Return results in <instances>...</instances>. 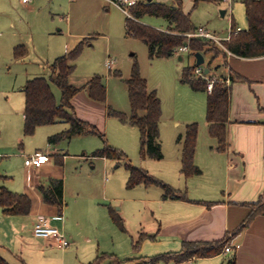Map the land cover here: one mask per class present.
<instances>
[{
  "label": "rangeland",
  "instance_id": "1",
  "mask_svg": "<svg viewBox=\"0 0 264 264\" xmlns=\"http://www.w3.org/2000/svg\"><path fill=\"white\" fill-rule=\"evenodd\" d=\"M193 2L194 0H181V5L183 12L189 14L195 26H203L218 37L227 35L230 18L233 19L235 26L243 30L247 28L243 0H232L230 4L223 0H200L196 6ZM43 5L40 10L32 12L19 8L15 10L16 16L18 15L17 17L21 19L20 22H16L19 31L17 38L25 41V49L28 51L24 60L5 61L6 52H3L4 46L0 39V174L8 176L6 181L0 179V183L11 190L20 189L21 184L29 176L28 169L25 170L24 159L36 148L48 149L50 153L55 150L60 154H65L64 164L61 166L63 168L64 202L70 224H66L64 231L71 230L81 246H84L87 240H99L101 250L110 251L119 257H126L132 253L131 241L137 237L135 229L138 222L146 221L150 217L144 216L145 218L142 219L133 203L132 207L128 208L131 205L130 201L123 208L125 213H121L119 209L120 198L127 194L129 196L128 192H130L125 185L128 172L123 162L91 157L92 151L104 145L103 140L95 134L74 136L70 141L61 140L47 147V134L43 133V130L49 128L53 131L49 135H52L63 130L66 127L64 123L43 126L32 135L23 133L21 116L23 97L20 88L27 77L39 73L46 78L49 76L48 69L36 64L34 55L39 54L43 49L46 50L47 45L51 48L57 47L58 39H68L63 22L60 21V14H50L48 6L43 7ZM222 10L225 11L223 15ZM43 14H49L46 20L41 18L40 15ZM90 17V21L85 25L82 24L80 30L91 33L92 37L86 40H89L92 46H83L69 81L75 86H81L94 74L102 77L106 90L105 102L93 101L96 107L89 112V119L103 133L104 141L109 146L122 151L134 166L144 168L157 176L154 174L157 168L154 167L165 163L174 155V141L179 132L183 134L184 123L189 121L199 123L200 118L204 120L206 93L193 91L188 84L180 81L182 68L192 65L193 59L187 54H182L181 60L174 54L173 57L150 59L147 45L142 40L128 35L126 29L124 30L126 16L118 8H111L108 15H103L93 8ZM142 22L157 29L167 27V22L160 17L145 16ZM76 23L74 19L73 27ZM60 27L62 33L55 35ZM96 32L98 34L93 35ZM28 33L30 34L26 37ZM31 42L35 43V49L30 48L29 43ZM109 60L112 63L111 68L106 65ZM220 60L221 58L218 57L214 64ZM206 61L202 67H205ZM135 64L141 76L146 80L148 89L155 90L161 102L159 132L164 156L160 162L148 157L141 158L137 127L129 123H121L116 117L106 113V107H110L129 114L130 105L124 81L129 78ZM114 72H118L120 76L114 75ZM51 90L58 102L59 89L51 84ZM82 91L85 92V90ZM177 122L178 125H176ZM91 204H94L96 208L90 209ZM109 206L123 219L125 231L119 229L111 220L107 210ZM11 218L18 220L15 218L19 217ZM11 220L13 219L4 217L0 209V253H4L11 263L16 264L20 263L17 255L21 251L30 259H36L37 250L32 249L29 253V247L24 244L28 240L31 242L33 238H30L27 232L20 231L16 222L11 223ZM52 223L59 228L62 225L60 221H55V223L52 221ZM23 235L27 240L23 239ZM152 244L147 242L146 245L141 244L140 252L144 253L143 248L149 252L150 248L147 246ZM69 256L67 264H79L73 253ZM120 264H131V262L123 260Z\"/></svg>",
  "mask_w": 264,
  "mask_h": 264
},
{
  "label": "crops",
  "instance_id": "2",
  "mask_svg": "<svg viewBox=\"0 0 264 264\" xmlns=\"http://www.w3.org/2000/svg\"><path fill=\"white\" fill-rule=\"evenodd\" d=\"M166 3L175 2L168 0ZM42 4H44L43 7L48 6L50 14H60V21L63 22L68 36V39L65 40L58 39L57 47L51 48L50 45H47L46 50L43 49L39 54L34 55V60L37 61L36 64L46 69L55 58L72 49L79 41L85 40L87 42L85 45L92 46V43L86 40L92 35L88 31L80 30L82 24L85 25L90 21L93 8L103 15H108L110 9L114 7L103 0H30L28 2L0 0V39L4 46L3 52H6L5 61H22L28 52L25 49V41L17 38L19 31L16 22H20L21 19L17 17L18 15L16 16L15 10L19 8L26 12H32L40 10ZM52 8H54L53 11ZM40 16L46 20L49 14ZM74 19L77 21L75 27L72 25ZM46 31L49 30L46 29ZM48 33L51 34V32ZM61 33L62 28L60 27L55 35ZM29 34L25 36L28 37ZM95 34H98V32L93 35ZM29 44L31 49H35V43L31 42ZM39 45L43 46V44ZM16 47L24 50L19 57H14L13 54ZM182 54H187V51H176L174 56L181 60ZM226 61L227 66L221 68L222 70L219 69L225 72L227 76L231 75L232 77L228 81L230 85V107L226 124V150L218 151L216 149V142L208 133L205 113L204 120L200 118L199 123L196 121L184 123V128L187 123L196 122L198 124L193 160L194 164L200 169V173L189 177H184L181 174L180 144L174 141V155L170 159L168 158L165 163L156 165L154 168L157 169H155L156 173L154 174L157 176H153L177 189L181 194L183 193V197L165 198L163 190L156 185L138 184L128 188L130 190L128 192L129 196L127 194L120 198L119 209L121 213H125L123 208L130 201L131 205L128 208H131L133 203L136 205L137 213L141 215L142 219L145 218L144 216L150 217L146 221H139L135 229L137 237L140 233H144L149 237L140 243L137 250L132 248L130 255L126 257L118 256L119 258L128 260L140 257L149 258L157 254L176 253L181 250L184 242L212 243L225 238L226 244L230 247L229 252H224L222 249L219 253L209 257H192L180 263L160 262L159 264H264V207L262 206L260 210L257 209L256 211V206H254L259 200L261 203L264 202V56L258 58L228 56ZM38 76L43 75L39 73L27 77L25 82ZM24 84L20 88L23 97L21 105L22 121L24 109L22 88ZM93 103V100L82 90L71 99L76 115L80 119L95 125L88 116L89 112L96 107ZM178 124L177 122L176 125ZM41 127L43 126L36 128L35 131ZM52 132L49 128L43 130L47 137ZM51 146L47 143V147ZM37 151H47L50 154L49 160L39 168L25 166V170L28 169L29 176L21 184L20 189H13V191L0 183L10 191L24 193L31 201V208L27 215L7 216L1 212L8 219L14 220L11 217H19L15 218L18 220H11V223L16 222L20 231L27 232L29 237L33 238V240H30L32 244L29 240L24 244L29 247V253L32 252V249L37 250V258L30 259L21 251L17 255L19 264H67L70 259L68 257L72 253L76 256L77 263L87 264L100 253L114 254L110 251L101 250L99 240H87V243L81 246L71 230L64 231L66 224H70L64 202V183V205L61 213L54 205L43 200L38 186L47 185L48 180L51 178L62 179L63 181V168L61 165L64 164L65 154H60L55 150L50 153L48 149L43 148H36L32 153ZM102 159L105 160V158ZM162 159L157 161L160 162ZM2 176H4L2 177L3 181L8 179L6 174ZM127 178L125 179V185ZM92 200L95 203V199ZM93 205H90V209L96 208ZM107 210L110 216V211L114 209L109 206ZM254 212L255 214H253ZM116 213L119 215L118 212ZM249 215H251L249 221L240 228ZM39 216H44L54 223L55 221L61 222L62 225L59 228L52 221H49L61 232L64 231L63 233L69 241V246L66 247L69 248L68 250L58 248L51 239H43L33 235V225ZM23 239H25V235H23ZM135 240H132L131 243L133 244ZM146 242L153 244L147 246L150 248L149 252L143 248L144 253H142L139 248L141 244L146 245ZM59 250H61L60 253H58ZM0 256L9 264H16L11 263L4 253H0ZM129 262L133 264V261L129 260Z\"/></svg>",
  "mask_w": 264,
  "mask_h": 264
},
{
  "label": "trees",
  "instance_id": "3",
  "mask_svg": "<svg viewBox=\"0 0 264 264\" xmlns=\"http://www.w3.org/2000/svg\"><path fill=\"white\" fill-rule=\"evenodd\" d=\"M175 3L138 0L128 8L129 16L125 18V29L128 35L142 40L148 47L150 59L155 57H171L183 46H187V55L192 57L193 64L182 68L180 81L190 86L193 91L206 93L205 120L208 125V133L216 142L218 151H225L226 124L230 107V85L227 76L221 70L227 66V51L241 58H258L264 56V0H243L247 28L240 29L231 35L229 40H223L220 47L214 41L201 37H189L194 32L195 26L189 14L183 12L181 0H173ZM200 0H194V6ZM145 16L160 17L167 22L165 29H157L142 22ZM230 27L236 28L231 18ZM87 42L79 41L72 49L55 58L49 65L48 78L38 76L27 80L22 88L24 95L23 109V133L32 135L36 128L55 123H65L66 128L47 137V143L56 144L61 140H69L74 136L95 134L99 136L104 145L91 152V157L105 158L117 162H123L128 172L127 188L138 184L156 185L163 190L165 198L183 197L177 189L162 182L141 167L134 166L126 158L125 154L104 141V135L97 127L80 119L71 104V99L81 90H85L88 97L96 102H105L106 90L102 77L94 74L83 85L75 86L70 83L69 77L75 70L76 60ZM24 50L20 47L14 49V57H19ZM200 53L206 64L202 67L201 74L194 72V54ZM221 60L214 64L216 59ZM202 66V65H201ZM208 69L204 73V69ZM222 68V69H221ZM221 69V70H219ZM114 75L120 76L118 72ZM127 98L130 105L129 114L114 110L110 107L107 113L116 117L121 123H129L137 127L139 132V154L141 158L148 157L160 160L163 157L159 139V121L161 117V102L155 90H149L146 80L141 76L139 68L135 64L132 67L129 78L125 81ZM211 91L208 92V84ZM54 84L60 91L57 102L51 90ZM198 124L187 123L183 134H178L175 142L180 144V172L184 177L197 175L200 169L194 164V152L197 140ZM0 175V179H2ZM43 200L54 205L58 212L64 205L62 179H49L47 185H39ZM257 209L264 207V202L259 200L254 204ZM31 208V201L24 193L10 191L0 184V209L4 215H27ZM255 214V212L253 213ZM252 215V213H251ZM240 226L242 228L251 217ZM113 222L123 230L121 217L114 211H110ZM149 236L140 233L133 242L132 248L137 250L140 243ZM151 237V236H150ZM226 239L212 242H184L182 248L176 253L157 254L152 257H140L128 259L133 264H159L160 262L180 263L192 257H209L219 253L225 246ZM123 260L114 254L100 253L87 264H120ZM127 260V259H126ZM0 264H9L0 256Z\"/></svg>",
  "mask_w": 264,
  "mask_h": 264
},
{
  "label": "built area",
  "instance_id": "4",
  "mask_svg": "<svg viewBox=\"0 0 264 264\" xmlns=\"http://www.w3.org/2000/svg\"><path fill=\"white\" fill-rule=\"evenodd\" d=\"M22 1L28 2L30 0H22ZM103 1L107 2L108 4L113 5L114 7L121 10L126 16H129L128 8L131 5H134L138 0H103ZM223 1L227 2L228 4H230L232 2V0H223ZM240 29H241L240 27H236L234 29L229 27V29L227 30L226 36L218 37V36L212 34L211 32L207 31L203 27H198L194 32L188 34V36L189 37H201L204 39L212 40L216 44H218L220 47L225 49L222 45V41L223 40H229L231 35L236 34ZM177 51H187V46L180 47ZM225 51L227 52L228 56H234L229 51H227L226 49H225ZM106 65L108 68H111V65H112L111 61L110 60L107 61ZM201 71H202V66H196L194 72L196 74H201ZM228 81L229 80L227 79L226 82L228 83ZM207 90H208V92L211 91V84L210 83L208 84ZM49 155L50 154L47 151L34 152V153L28 155L24 159V165L26 167L39 168L48 162ZM32 231H33V235L35 237L53 240L55 245L60 249H64V248L69 246V241L65 237L64 233L61 232L57 227L51 225L48 218H46L44 216H39L36 219V221L34 222ZM223 251L229 252L230 251L229 245L225 244Z\"/></svg>",
  "mask_w": 264,
  "mask_h": 264
},
{
  "label": "water",
  "instance_id": "5",
  "mask_svg": "<svg viewBox=\"0 0 264 264\" xmlns=\"http://www.w3.org/2000/svg\"><path fill=\"white\" fill-rule=\"evenodd\" d=\"M147 1H151V0H147ZM221 14H224V10L221 11ZM194 58H195V65L196 66H201L204 64V58L200 53H195L194 54ZM208 69H204V73H207Z\"/></svg>",
  "mask_w": 264,
  "mask_h": 264
}]
</instances>
